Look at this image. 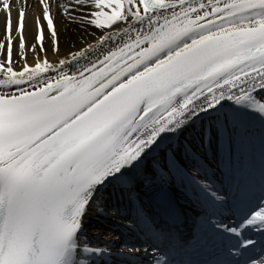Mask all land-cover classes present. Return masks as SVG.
Listing matches in <instances>:
<instances>
[{
  "label": "snow or ice",
  "instance_id": "1",
  "mask_svg": "<svg viewBox=\"0 0 264 264\" xmlns=\"http://www.w3.org/2000/svg\"><path fill=\"white\" fill-rule=\"evenodd\" d=\"M38 3L29 48L28 0H0V264H135L140 249L109 253L82 238L93 203L104 214L97 193L112 187L139 203L130 230L170 241L141 194L175 216L178 179L215 215L227 201L207 182L201 152L231 178L259 141L264 186V0ZM57 13L70 23L79 16L85 31L103 34L70 57L41 59L47 39L59 53ZM226 100L233 102L228 109ZM210 226L242 237L233 246L237 256L240 247L255 248L260 241L243 230L264 240V196L237 226ZM161 251L153 248L152 264H191L177 261L171 248Z\"/></svg>",
  "mask_w": 264,
  "mask_h": 264
},
{
  "label": "bare ground",
  "instance_id": "2",
  "mask_svg": "<svg viewBox=\"0 0 264 264\" xmlns=\"http://www.w3.org/2000/svg\"><path fill=\"white\" fill-rule=\"evenodd\" d=\"M28 22H27V31L25 33L27 46L31 48L33 44L36 43V34H37V27L35 22V17L37 15H42L40 5L38 3V0H28ZM54 11L56 9L54 8ZM13 16V24L15 26V21L17 18V14L15 11L12 13ZM4 21L5 17L3 13H0V40L4 39ZM56 25L59 28L60 35H59V53H54L52 51V42L50 39H47L45 41V47L47 48L46 53H40L41 59L47 56V59L50 62L58 61L59 59H63L66 57H70V53L75 52L79 50L80 48L84 47L87 43H94L95 40L99 38L101 33L94 27H90L85 31L79 24V16H77V22H69L63 17L57 13V19H56ZM67 30V31H66ZM71 36V42H69L68 37ZM79 37V38H78ZM18 44L19 40L14 44V51L18 50ZM39 52V51H37ZM14 59L19 60V56H14ZM27 61L28 63L34 64L36 62L35 57L31 52H28L27 55ZM20 65H17V68H19ZM260 95H264V93H260ZM222 103L225 105V108L228 109L229 106H232V101H222ZM200 120H196L195 124H199ZM169 137H173V134H166ZM168 142V141H166ZM209 156H211L209 154ZM101 214H97L96 206L92 205V207L89 208L87 215L84 218V237L83 239L86 240L88 245L91 246H98V243H106L110 237L113 236L111 232H104V235H99V231L102 228H99L95 225L90 226L89 224L92 223L93 220L97 223V219H95V216H100ZM94 218V219H93ZM88 227V228H87Z\"/></svg>",
  "mask_w": 264,
  "mask_h": 264
},
{
  "label": "rangeland",
  "instance_id": "3",
  "mask_svg": "<svg viewBox=\"0 0 264 264\" xmlns=\"http://www.w3.org/2000/svg\"><path fill=\"white\" fill-rule=\"evenodd\" d=\"M36 51H40L39 48H37ZM101 234H102V233H101Z\"/></svg>",
  "mask_w": 264,
  "mask_h": 264
}]
</instances>
